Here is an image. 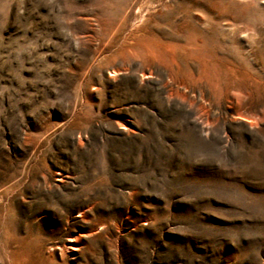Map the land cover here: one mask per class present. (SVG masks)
I'll list each match as a JSON object with an SVG mask.
<instances>
[{
    "label": "rangeland",
    "instance_id": "1",
    "mask_svg": "<svg viewBox=\"0 0 264 264\" xmlns=\"http://www.w3.org/2000/svg\"><path fill=\"white\" fill-rule=\"evenodd\" d=\"M0 264H264V0H0Z\"/></svg>",
    "mask_w": 264,
    "mask_h": 264
},
{
    "label": "bare ground",
    "instance_id": "2",
    "mask_svg": "<svg viewBox=\"0 0 264 264\" xmlns=\"http://www.w3.org/2000/svg\"><path fill=\"white\" fill-rule=\"evenodd\" d=\"M69 248H70V250H75V247H74L73 244H71V245L69 246Z\"/></svg>",
    "mask_w": 264,
    "mask_h": 264
}]
</instances>
